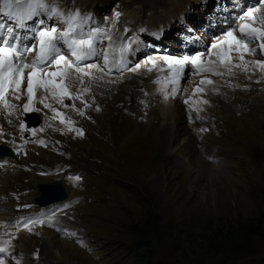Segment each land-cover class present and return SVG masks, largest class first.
<instances>
[{
  "label": "rangeland",
  "instance_id": "rangeland-1",
  "mask_svg": "<svg viewBox=\"0 0 264 264\" xmlns=\"http://www.w3.org/2000/svg\"><path fill=\"white\" fill-rule=\"evenodd\" d=\"M61 1L76 4L80 0ZM149 1L97 0L94 11L87 6L85 13L90 15L91 9L95 14L98 26L91 27L100 29L99 35L105 39V33L111 35L113 29L120 28L117 26L118 16L132 14L134 20L143 18L140 20L145 23L153 14L168 12L163 0H160L161 4L159 0H151L153 6L150 9L147 6ZM228 1L227 9H236V5ZM240 1L245 0H236V4ZM210 2L212 7H206L210 14L216 9L220 19L230 16L229 21L234 16L230 10H224L225 7H214L212 2L215 0ZM187 3L182 2V5ZM200 9L199 3L191 5L189 11L183 8L184 13L180 11L179 15L194 12L190 17L185 15L187 25L176 24L182 22V16L172 17L175 28L171 36L166 37L168 29L160 43L151 36L143 37L156 48L147 45L149 49H146L142 39L138 40L137 44L143 50H138L142 52L139 57L133 55L135 60L123 71L106 73L124 77L138 70L142 77L135 82L127 80L124 90L114 92L119 94L116 105L112 103L106 108L94 103L92 109L98 119L91 117L63 125L60 122L65 117H62L57 126L47 125L43 129L45 114L35 110L34 106L31 111H25L23 106L29 100L24 99L27 103L21 107L17 129L23 135L22 144H34L32 132L42 130L38 142L41 147H50L47 155L52 161L30 166L22 162L23 166H15L11 171L13 174L26 170L23 174H28L27 177L35 175L37 180L33 182L27 177L25 182L15 183V180L11 190L16 198L2 202L5 209L0 211V216L5 211L17 216L14 209L19 211L27 204V201L18 199H27L24 195H28L29 190L32 193V189L38 193L39 183L60 180L69 194L68 199L59 203L45 219L32 220L26 225L22 223L12 230L7 227L12 242H19L17 236L21 234L26 244L29 242L30 248H34L30 253L35 252L37 256L43 253V248L37 246L40 238L42 245L46 243L50 249L54 246L55 259H36L34 254H29L25 257L29 264H264V89L258 92L248 84L239 87L244 90L241 95H232L231 89H227L228 83H207L212 81L211 76L216 71L201 73L195 68L194 72L190 63L187 70L183 67L182 72L185 70L186 75L179 76L181 81L184 80L183 88L173 102L168 91L153 99L143 88L152 78L150 73L143 75L147 70L144 60L169 57L177 52L183 53L186 48L191 56L200 53L202 48L204 54L219 33L234 26L232 23L222 25L225 29H218V34L213 32L208 45L197 49L194 38L186 33V29L190 28L192 33L203 37L201 30L210 34L206 28L219 27L213 18L215 14L203 16ZM193 16L197 19L192 20ZM194 22L199 25H191ZM131 30L125 27L124 37ZM135 30L138 34L139 30ZM167 40L179 43L177 51L168 49ZM32 43L33 39L28 44ZM104 44L100 50L105 48ZM257 58L261 59V55L258 54ZM100 60L104 61L101 55L89 63L96 64ZM246 76L250 83H264V76L261 79L252 77L253 74ZM169 80L173 82L172 78ZM204 88H208L211 94L208 98H199L198 91ZM37 92L35 97H38ZM102 96L103 92L97 91L96 97ZM180 98L185 103L191 101L200 110L181 108L182 100L176 101ZM21 100V97L15 99V103ZM64 104L69 105L70 100ZM149 105L160 110L156 123L149 122L146 117L140 122L137 116L127 114V111L134 110L130 109L134 106ZM101 112L105 113L104 118L99 117ZM21 123L25 125L23 130ZM53 129L62 135L63 132L67 134L70 142ZM23 157L21 155V161ZM34 228L42 230L43 234L38 232L41 235L36 238L37 234L28 231ZM11 251L10 260H14L13 257L19 256V245L15 243ZM10 260L4 264H10Z\"/></svg>",
  "mask_w": 264,
  "mask_h": 264
},
{
  "label": "bare ground",
  "instance_id": "bare-ground-1",
  "mask_svg": "<svg viewBox=\"0 0 264 264\" xmlns=\"http://www.w3.org/2000/svg\"><path fill=\"white\" fill-rule=\"evenodd\" d=\"M97 1V0H96ZM93 0H80L75 4V9H79L81 15H84L86 13H84L85 9L87 6L90 7H94L93 5L95 4ZM212 1V0H211ZM216 2H212V5H217V0H215ZM57 2L59 3V5L61 6V8L67 10L72 8L70 2H62L61 0H57ZM85 2V3H84ZM150 2V3H149ZM147 3V6L150 8H152V1L150 0ZM182 2H188L187 4H183ZM199 3L200 5V12H202V15H210L213 16L215 14V16L213 17L215 22L218 24V28H214L213 26L206 28L207 30L211 31L210 34H206V33H202L201 30V34L203 35V37H200L199 35L192 33V31L190 30V28L186 29V33L191 36V38L193 37L196 44H197V49H200V46L202 45V47H206L208 45V42L210 40V37L213 35L214 33H217L220 31L218 29H220L221 27H223L222 25H230L232 23V17L231 19L228 21V24H226L225 18L223 17L222 19H220L218 17L219 12L215 10L212 11V14H210V12L207 10L206 7L211 6V2L210 0H163V6L164 8L167 7V11L165 13V11L156 13L151 15L147 22L144 23L143 18H138L139 20H134L136 18H132V14L129 15H124V16H118L117 18H119V21H117V26L120 28H117L116 30L113 29L114 34H111L109 36H111V38L114 37V42L115 45L119 48V45H121L122 42V35L124 32V28H132V29H138L139 32L138 34H136V40L132 39L131 40V50H133L137 55L136 57H139V55L142 53L140 51L141 50V46L140 44H137L138 40L141 41V39H143V37H148L145 34H143V30L144 28H149V32L154 34L156 37L151 36L153 39L157 40L158 43H160L161 39L165 36V34L168 32L169 29V21L171 19V17L174 16H182V19L184 18L185 20L183 21H188V19L185 17V15L189 16L193 15V13L188 14V12L185 13V15H179V12L182 11L184 13V10H188L190 9L191 5H194V3ZM241 3H239L240 7L239 9H235V8H229V10L231 11L230 13H233V15H235L236 13H238L241 8H247V7H257L260 8V12L257 13V15H264V3H258V0H245V1H240ZM99 3V2H98ZM154 3V2H153ZM159 4L160 0L158 1ZM229 1L228 0H220L219 6L221 7H225L224 9L227 11V7L229 6ZM259 4H262L263 6H258ZM74 6V5H73ZM158 7V6H157ZM163 8V9H164ZM184 8V10H183ZM74 9V10H75ZM103 9V8H101ZM178 9V10H177ZM157 10V9H156ZM91 11V9H90ZM121 11V10H120ZM227 14V13H226ZM91 15V12H90ZM89 15V16H90ZM229 15V14H228ZM187 16V17H188ZM225 16V15H224ZM141 17V16H140ZM227 19L230 18V16L226 17ZM97 19V18H96ZM99 19V18H98ZM197 16H193L192 20H196ZM96 22L97 26H98V22L91 17L90 20L86 21L84 24H87L88 22ZM115 21V20H114ZM93 22V23H94ZM102 22V21H101ZM193 22V21H190ZM195 23V22H194ZM191 24V25H195L198 26L199 24L195 23V24ZM8 24V22H7ZM9 25V24H8ZM125 25V27H124ZM95 26V25H94ZM83 31L85 33H87L86 27L83 25ZM93 27V26H92ZM96 28V27H94ZM197 28V27H196ZM119 29H121V33H118ZM222 29H225V27H223ZM20 31V30H18ZM204 31V30H203ZM224 31H222L221 33H219L217 35V37H221ZM29 34V32H25L23 34V39H25L27 37V35ZM140 35V37L138 36ZM186 36V35H185ZM216 37V38H217ZM202 38V39H201ZM215 38V39H216ZM206 41L204 42L203 41ZM100 41H103L102 43H100ZM177 41V39H176ZM175 41V43H170L167 40L168 49H172L173 51H177L178 49V44ZM35 42V41H34ZM214 42V40H213ZM97 43H99L98 46V50H97V55L95 56V58L97 56H99V52H100V48L101 45L104 46L106 51L109 52V63L107 65H105L104 61L100 60V62L96 63V65L98 66L97 68H94L91 70V76H85L83 78V83L81 84L80 82V78L79 76L76 77H70L69 80L65 81V83L69 84V93L70 95H61L59 93V91L57 90V92L54 94L52 91H48V92H44L43 90H40L39 92H37V96L38 97H33L32 102H31V106H34V108H37L35 110H41L45 116H46V121L44 124L43 129H45L47 127V125H55L57 126V122H60L62 119V117H65V119H63V121H61L60 123H63V125H70L74 120H85L91 117H94L96 119L97 116L94 115L93 113V109H92V105L94 103H98L99 107H110V105L113 104H117L116 103V97L119 96V94H114V92L118 89L124 90V86L127 82V80H130L132 82L137 81L138 77H142L140 76L141 72H139L138 70L135 72V74H131L129 73L128 76H108L107 74L109 73L108 71H111L110 68L113 67V65L116 63V60H120V58L114 57L111 53L113 52V44L111 45V47L109 48L108 45V41L107 39H104L103 37L98 35V40ZM181 46V44H180ZM249 47H253L252 45H249ZM163 49L166 50L165 47H161ZM140 50V51H138ZM203 51V48H202ZM201 51V52H202ZM210 48H208V52L206 53H202L203 57L202 59L206 60L208 58V54H209ZM65 52V50H64ZM181 52H177L175 53L176 55H172L169 57H163V58H150V59H146L144 60L145 65L147 67V70L143 71V75H147L148 73L151 74V80H148L145 84H144V91L148 92V95H152V98L154 99V97L159 96L160 94H163L165 91H168L169 93V98L170 101L173 102L174 99H176L178 97V95L182 92V88L181 87L184 83V80L181 81L179 79L180 75L184 76L185 74V70H187V67H190L189 64H185L183 67H186V69L184 70V73L182 72V70L178 69L177 65L173 62V60L171 58H179V57H183V56H191V54H189V50H183ZM200 52V53H201ZM68 53L66 52V55ZM259 54V53H258ZM258 54L255 55H245L244 59L241 60L240 59V55L239 53L233 52L232 53V63L231 65L228 66H222L220 65H214L211 69V71H219L222 72L223 76H219L214 74L213 76H211L212 82L216 85V81H219L221 83H228L230 86H227V89H231V91H229L232 95L238 94L241 95V93L244 92L243 89H239V87H243L244 85H248L249 87H251V89H256L258 92L259 90H263L264 89V83L259 82V83H250L247 81V76L248 74H253L252 77H257L258 79L263 78L264 76V68L260 67L259 65H257L255 62L256 61H264V59L261 57V59L257 58ZM93 58V57H92ZM103 58V57H102ZM69 59H71V57H69ZM135 59L134 56H132L130 61H133ZM213 59H216L215 56H213ZM93 60V59H92ZM85 64H90L87 60L84 62ZM149 63V64H148ZM148 64V65H147ZM103 68V71L98 70L99 68ZM128 68V67H127ZM198 70L199 68L197 66L191 65L190 69H192L193 71ZM65 69L63 67L57 68L55 65H52V67L50 69L47 70V68L44 70L45 72H52V71H64ZM200 70V69H199ZM108 72V73H107ZM195 72V71H194ZM202 73V71H200ZM107 73V74H106ZM124 74V73H123ZM195 74H198V72H196ZM94 77V78H93ZM170 78H172L173 82H170ZM139 80V79H138ZM233 80L232 83H230L229 81ZM176 88V89H175ZM97 91H102L103 92V96L102 97H96V93ZM181 91V92H180ZM150 92V93H149ZM11 94V92H9L8 94H6V100H7V105L5 103H0V144L2 145H8L9 147L12 148L13 152L15 153V158L20 161L21 163L24 162V164L26 166H30V164L32 163H38V162H42L45 164H50V162L52 161L49 155H47V151H50V147H41L39 145V140H40V134L42 133V130L39 129V132H32V140L34 141V144H32L31 142H26L24 144H22L24 142V140H22L23 135L21 134V132H19L17 129L19 128V121H20V117L22 114V109L21 107L23 106L24 103V99L27 98V91H26V83L22 86L20 93H18L21 97V101L18 103H15V98L12 95V98L9 97V95ZM166 94V93H165ZM210 92L208 90V88H204L201 89L200 91H198V97L199 98H208L210 96ZM40 95V96H39ZM163 96V95H162ZM151 96H149L150 98ZM73 98V99H72ZM67 99L70 100V104L66 105L64 103L67 102ZM92 99L94 100V102H92ZM115 100V101H114ZM181 102V108L186 109L191 111L192 109H195V111H199V107H196L195 105H193V103L189 100L186 101V103L184 102L185 100H183V98H180L179 100H176L178 102ZM208 102L205 104L207 105ZM8 105H11V107H9ZM45 105H49V107H45ZM165 107V105L162 106ZM46 108V109H45ZM161 108V107H160ZM32 109V107H31ZM130 109H134V110H129L127 111V114H131L133 116H137V120H139L140 122L141 119H144L145 117L147 118V120L149 122H154L156 123V119L158 118L157 116L159 115L160 110L158 108H155L152 105H149L148 107H143V106H134L133 108ZM154 110V111H153ZM14 111V112H13ZM78 111V113H77ZM111 111V110H109ZM109 111H108V118H109ZM194 111V113H195ZM105 113L101 112L99 113V117H103ZM131 117V116H130ZM125 118H127V116L125 115ZM127 120V119H126ZM145 120V119H144ZM96 123H101V122H96ZM125 123V122H124ZM16 127H15V126ZM99 125V124H98ZM37 126V125H34ZM168 127V126H167ZM169 129V127L167 128V130ZM58 132V134L62 137H64L68 142H70V139H68V135L65 134L63 132V135L57 130V129H53V132ZM169 131V130H168ZM93 134H95L94 131H92ZM119 129H118V132ZM117 133H115V135L117 136ZM47 143V141H46ZM42 144V143H41ZM43 145V144H42ZM53 146V145H52ZM50 149V150H49ZM21 155H24L25 157H23L24 159L21 161ZM46 155V156H45ZM20 157V160H19ZM15 158H10L7 160H4L6 164H3L0 162V165H2V167H0V196H2V201H0V204H2V202H7L9 201L10 198L14 197L16 198L15 194L12 193L11 190V184L16 182H25L27 181L25 177H27L28 174H23V172L25 173V171H17L18 174H13V171L15 169V166L17 165L15 162L16 159ZM16 173V172H14ZM29 175H31V173H29ZM5 176V177H4ZM28 180H31L34 182L37 180V177L34 175L33 177H27ZM17 188V187H16ZM23 191V190H22ZM28 195L25 193L24 197L27 198V204L31 203V200H37V192L35 191V189H32V193H30V190L27 191ZM31 195H33V197H31ZM13 200V198H12ZM26 200V199H23ZM67 200V199H66ZM60 202V201H58ZM58 202H54V203H58ZM12 203V202H11ZM23 207L17 211V209H14L13 212H17V217L13 218L14 215H10L7 213V211L2 212L3 214H1L0 216V246H3L7 249V252L5 253H0V259H3V261L8 262L11 258V254H9L10 252H12L11 250L14 249L15 243L19 245V256L17 257H13L14 260H10L13 263L19 262L20 264H29V262L25 261V257H27L29 254H34L33 257H35L37 259V257H39L40 259H55L54 258V246L52 245L51 249L47 247V244L45 243L44 245H42L40 242L41 238L39 239V243H37V246H39L40 249H42V256L39 255H35L36 253H30L31 250H34V248H30V243L28 242L26 244L25 240H23L22 235L19 234L17 236V239H19V242L14 241L12 242V237L11 235H9L8 233V228H10L12 230V228L14 226L11 225V221L17 219L19 216L20 217H26L25 214H32L33 212H29L28 206ZM1 206H4L3 204ZM22 213H20L21 211H23ZM28 218H32V215ZM27 218V219H28ZM26 220V219H25ZM22 221V223L25 222ZM41 220V219H39ZM10 222L7 225V222ZM20 224V225H21ZM19 227V226H18ZM16 227V228H18ZM25 227V226H24ZM33 232L36 238H38L41 233L43 234L42 230H37L36 228H34L33 230H28ZM41 232V233H38ZM47 238V236H46ZM50 238V237H48ZM14 244V246H13ZM36 248V247H35ZM13 255V254H12ZM11 262H9L11 264Z\"/></svg>",
  "mask_w": 264,
  "mask_h": 264
},
{
  "label": "snow or ice",
  "instance_id": "snow-or-ice-1",
  "mask_svg": "<svg viewBox=\"0 0 264 264\" xmlns=\"http://www.w3.org/2000/svg\"><path fill=\"white\" fill-rule=\"evenodd\" d=\"M258 3H264V0H258ZM236 6L240 7L238 3ZM259 12L260 8L257 7L241 8L232 17L234 26L227 28L221 37H217L210 44L211 51L206 60L202 59V53L171 59L180 70L185 64L190 63L201 71H209L214 65H231L233 52L239 53L241 60L245 55H255L257 52L264 57V15L258 16ZM0 14L8 21L14 22L9 25L0 23V103L7 105L6 94L9 92L19 100L18 93L26 81L29 102L23 107L25 111H31V102L37 90L52 91L54 94L58 90L61 95H70L69 84L65 81L70 77L79 76L82 84L83 78L91 76V70L98 67L96 64L83 62L98 54L97 40L100 29H92L85 33L83 25L91 17L87 14L81 15L79 9L65 10L57 0H0ZM224 22L227 24L228 19L226 18ZM25 32L34 34L30 37L34 43L30 45L24 43ZM104 37L110 48L114 43L111 36L105 33ZM65 48L67 55L64 52ZM130 50L131 42L121 44V61L124 52ZM99 55L107 65L109 52L102 49ZM213 56L216 59H213ZM255 63L264 68V61ZM52 65L57 68L63 67L65 70L44 71ZM98 70L103 71V68ZM214 74L223 73L216 71ZM207 83L212 81L208 80ZM20 127L23 130L25 125L21 123ZM80 134L82 135V132ZM5 252L7 249L0 246V253ZM0 264H4L3 259H0Z\"/></svg>",
  "mask_w": 264,
  "mask_h": 264
},
{
  "label": "water",
  "instance_id": "water-1",
  "mask_svg": "<svg viewBox=\"0 0 264 264\" xmlns=\"http://www.w3.org/2000/svg\"><path fill=\"white\" fill-rule=\"evenodd\" d=\"M40 119L37 117V123ZM13 155V152L7 146H0V155ZM41 197L38 198L39 203L44 206L51 203L64 201L68 197V192L62 181L44 182L38 184Z\"/></svg>",
  "mask_w": 264,
  "mask_h": 264
}]
</instances>
